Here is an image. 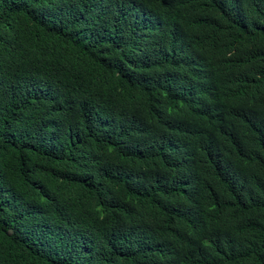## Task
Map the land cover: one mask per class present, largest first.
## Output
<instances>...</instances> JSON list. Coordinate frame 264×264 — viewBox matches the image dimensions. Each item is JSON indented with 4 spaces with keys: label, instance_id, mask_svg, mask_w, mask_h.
Masks as SVG:
<instances>
[{
    "label": "trees",
    "instance_id": "trees-1",
    "mask_svg": "<svg viewBox=\"0 0 264 264\" xmlns=\"http://www.w3.org/2000/svg\"><path fill=\"white\" fill-rule=\"evenodd\" d=\"M0 264H264V0H0Z\"/></svg>",
    "mask_w": 264,
    "mask_h": 264
},
{
    "label": "clouds",
    "instance_id": "clouds-1",
    "mask_svg": "<svg viewBox=\"0 0 264 264\" xmlns=\"http://www.w3.org/2000/svg\"><path fill=\"white\" fill-rule=\"evenodd\" d=\"M72 244L78 246V244H75V241ZM79 245H81L84 250L91 249L94 253L97 254L98 250H100L101 248L102 240L98 237L96 231L92 227L88 238L79 242Z\"/></svg>",
    "mask_w": 264,
    "mask_h": 264
}]
</instances>
